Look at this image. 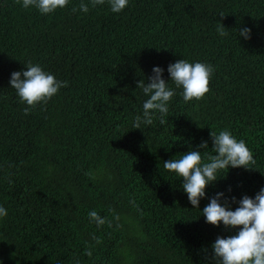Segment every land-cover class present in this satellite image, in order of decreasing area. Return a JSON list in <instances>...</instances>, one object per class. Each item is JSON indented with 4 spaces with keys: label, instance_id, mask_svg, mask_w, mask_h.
I'll use <instances>...</instances> for the list:
<instances>
[{
    "label": "trees",
    "instance_id": "1",
    "mask_svg": "<svg viewBox=\"0 0 264 264\" xmlns=\"http://www.w3.org/2000/svg\"><path fill=\"white\" fill-rule=\"evenodd\" d=\"M179 59L212 66L202 99L186 103L169 80ZM29 64L67 86L26 115L9 80ZM155 66L175 91L165 123L156 113L132 129L149 98L137 82ZM225 129L245 141L254 169L230 166L193 208L164 161L202 141L207 160L210 132ZM261 187L264 0H129L119 13L108 0H69L49 14L0 0V264H212L217 236L238 229L206 222L202 209L222 192L235 210Z\"/></svg>",
    "mask_w": 264,
    "mask_h": 264
},
{
    "label": "clouds",
    "instance_id": "2",
    "mask_svg": "<svg viewBox=\"0 0 264 264\" xmlns=\"http://www.w3.org/2000/svg\"><path fill=\"white\" fill-rule=\"evenodd\" d=\"M104 3L105 0H90L91 7ZM68 4L69 0H22V7H35L41 14L53 13L57 8H64ZM108 4L112 12L119 13L128 6L129 0H108ZM76 10L74 7L73 11ZM79 10L87 13L89 4L82 2ZM217 31L222 37L228 35L222 23H219ZM250 31L247 27L240 28L239 35L249 39ZM163 71L161 67L155 66L152 69L153 75L147 78L149 82H137V87L142 88L149 98L143 103L142 116L135 117L132 129H141L142 124L151 125L156 113L160 114V124L165 123L164 117L169 111L168 104L175 95V91L168 87L169 80H172L176 87H182L183 100L186 103L200 100L210 91L209 83L213 73L210 65L179 59L168 65V81L162 78ZM9 84L16 90L20 100L29 106L23 110L26 115L32 107L38 103H47L61 87L67 86L66 81L57 80L53 74L33 64H29L26 70L13 71ZM210 136L212 153L207 154V160L201 155V151L207 152L208 144L207 141H202L197 149L191 148L179 159H170L163 164L166 170L175 172L182 178V188L193 208L197 209L200 199L205 196L206 187L224 177L230 166L254 169L252 166L256 163L245 141H238L230 131L225 129L218 134L211 131ZM223 196L224 193L217 192L211 197L202 209V214L206 222L214 226L222 223L225 228L238 230L227 237L217 236L211 245L212 264H264V187H261L254 197L243 195L235 210L230 209L227 198L223 204L220 202ZM231 201L237 202L234 196ZM6 215L7 210L0 206V218ZM88 215L98 226L105 222L95 210L90 211Z\"/></svg>",
    "mask_w": 264,
    "mask_h": 264
},
{
    "label": "rangeland",
    "instance_id": "3",
    "mask_svg": "<svg viewBox=\"0 0 264 264\" xmlns=\"http://www.w3.org/2000/svg\"><path fill=\"white\" fill-rule=\"evenodd\" d=\"M251 175H252V177H254V179H259L255 172H251Z\"/></svg>",
    "mask_w": 264,
    "mask_h": 264
}]
</instances>
